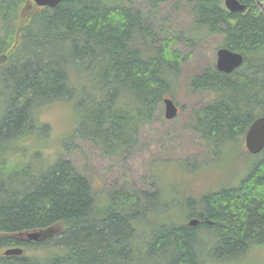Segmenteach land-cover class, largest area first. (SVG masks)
Wrapping results in <instances>:
<instances>
[{
    "label": "trees",
    "instance_id": "obj_1",
    "mask_svg": "<svg viewBox=\"0 0 264 264\" xmlns=\"http://www.w3.org/2000/svg\"><path fill=\"white\" fill-rule=\"evenodd\" d=\"M239 1L244 11H228L223 0H185L195 33L243 56L230 73L210 65L185 77L190 92L206 94L189 108L187 126L214 157L240 146L264 116V0ZM27 2L0 0V250L24 251H1L0 264H245L253 251L250 264H264V148L236 185L187 198L175 215L168 200L156 212L161 185L97 194L60 145L44 164L39 144L56 139L41 108L68 106V139L108 155L130 150L163 98H174L185 56L171 38L153 45L149 14L130 0H60L22 17ZM53 225L60 231L37 241L12 235Z\"/></svg>",
    "mask_w": 264,
    "mask_h": 264
},
{
    "label": "rangeland",
    "instance_id": "obj_2",
    "mask_svg": "<svg viewBox=\"0 0 264 264\" xmlns=\"http://www.w3.org/2000/svg\"><path fill=\"white\" fill-rule=\"evenodd\" d=\"M130 2L133 7L149 14L154 46H158L164 38H171L185 56L172 98L179 109L177 115L165 119L163 105L160 106L158 116L138 130L132 149L121 147L108 155L89 140L68 139L73 132L74 122L66 104L41 108L38 116L42 122L50 124L51 134L56 139V142L48 143L47 137L43 145L39 144L41 155L44 164H48V155L55 153L60 145V156L69 159L90 180L99 195L124 185L136 192L152 191L161 185L160 193L152 198L156 212L159 213L164 200H168L175 206L172 213L175 215V211L180 213V210H185L187 198L197 199L209 190L236 185L256 154L246 151L243 137L240 146H229L223 149L222 157H214L205 152L195 133L187 126L189 108L205 102L206 94L190 92L185 77L199 74L208 66L215 65L216 50L220 47L219 37H203L193 31L185 0H161L156 7H151L146 0ZM28 142L33 143V138L29 137L21 144L25 146ZM189 219L196 217L190 216ZM59 231L60 226L53 225L12 235L28 240V232H39L41 238H46ZM255 252L249 254L245 264L256 263Z\"/></svg>",
    "mask_w": 264,
    "mask_h": 264
},
{
    "label": "water",
    "instance_id": "obj_3",
    "mask_svg": "<svg viewBox=\"0 0 264 264\" xmlns=\"http://www.w3.org/2000/svg\"><path fill=\"white\" fill-rule=\"evenodd\" d=\"M30 2L22 7L21 15L24 10L30 6H48L55 7L60 0H29ZM224 7L230 12L244 11L245 5L239 0H223ZM243 62V56L239 52L232 51L226 47H219L216 50V62L215 67L219 72L230 73ZM163 103V115L165 119H172L178 113L176 104L170 97H165L162 100ZM244 146L247 152L250 154H257L264 148V116L255 118L247 128L244 134ZM198 222L197 219H192L188 222L189 225H195ZM26 237L30 241H37L41 238L39 232H29ZM24 251L20 247H12L5 249L3 255H20Z\"/></svg>",
    "mask_w": 264,
    "mask_h": 264
},
{
    "label": "flooded vegetation",
    "instance_id": "obj_4",
    "mask_svg": "<svg viewBox=\"0 0 264 264\" xmlns=\"http://www.w3.org/2000/svg\"><path fill=\"white\" fill-rule=\"evenodd\" d=\"M28 2H30L29 0H27ZM26 3H24L23 5H22V7L25 5ZM21 7V8H22ZM33 6H30L29 8H27L26 10H24V12H23V15H22V17H24L25 15H26V13L32 8Z\"/></svg>",
    "mask_w": 264,
    "mask_h": 264
}]
</instances>
